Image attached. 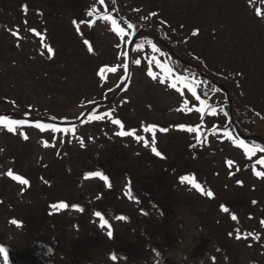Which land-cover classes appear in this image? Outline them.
Returning a JSON list of instances; mask_svg holds the SVG:
<instances>
[{
  "label": "rangeland",
  "instance_id": "obj_1",
  "mask_svg": "<svg viewBox=\"0 0 264 264\" xmlns=\"http://www.w3.org/2000/svg\"><path fill=\"white\" fill-rule=\"evenodd\" d=\"M71 1L74 5L75 0ZM90 1L95 9L93 13L97 20L96 33L102 46L101 50L105 54L121 55L124 51L121 48H124V45L120 35L114 30L111 21L101 18L109 15L110 0H105L103 5L99 0ZM131 2L140 9L144 7L145 12L162 9L165 14L176 13L188 22V30L197 27L200 30L199 36L204 38L201 44L207 45L208 42H212L210 53L217 64L226 66L224 68L228 71H238L239 79L246 82L249 97L255 99V92H258L264 98V15H257L258 10L264 13V0H131ZM13 3L15 2L7 0L0 8V50L4 49V52L0 51L2 87L24 88L22 91L32 100L29 101V109L25 105H20L18 109L28 111L30 120L52 123L48 120L52 117L80 116L77 119L65 120V127L77 125L74 130L69 131L70 139L66 137L65 131L43 133L42 130L29 126L26 131L28 139L21 140L22 128L19 132H10L7 127L0 126V232L8 230L10 241L14 243L23 244L31 238L33 229L35 231L43 217L54 211L59 212L51 206L60 202L65 203L60 200L62 198L59 191L62 184H65L69 170L74 168L76 162L83 161L87 152L91 150L103 153L113 149L121 150L123 153L125 151L124 156L130 157L132 161H138V171H149L153 179H155L153 167H159V163L164 162L165 155H168L176 167L183 163L184 176L195 177L205 192L213 193V196L209 197L201 194L187 182L175 181V193L184 196L187 225H202L204 229L213 231L221 241L222 251L217 254L215 260L211 259V263L207 264H264V223L260 221V219L264 221V196L258 197V190L260 188L262 190L263 187L256 186L259 183L264 184V178L255 174L254 167L247 169L245 162L247 163L248 155L233 142L243 139L238 137L234 130L212 132L210 129L216 126L209 122L211 107L217 108L218 104L224 106L223 95L215 90L216 92L211 93L207 99H203L197 88L182 79L178 80L174 72H169V66L154 61L149 65L147 60L141 57L135 59L137 53L130 52L135 40L129 46L126 45L135 65L131 79L126 75L124 82L121 79L125 74L118 68L115 72L111 70L112 68L105 69L99 83L97 75L93 74L92 70L77 79L56 75L59 73L47 75V72L64 71L74 76L68 66L56 68L52 67L51 63H46L39 67L38 59L35 61L33 57L36 52L33 47L36 45V39L27 40L29 30L24 27V19H21L23 24L21 37L14 34L15 28H18L19 32V26L15 25L19 24V20L17 16H12ZM61 26L64 29L59 34L61 41L56 40L57 44L71 34L67 22H61ZM30 57L37 64V69H28L34 66L30 62ZM5 58L6 60L10 58L16 63H8ZM137 60L140 61L139 64L136 63ZM29 70L41 71L47 85L44 81L29 75ZM149 72L157 79H153ZM89 82L91 90L86 86ZM173 84L176 87H173ZM10 85L12 86L9 87ZM47 86H52L55 88L53 90L57 91L58 96L54 101L50 100ZM112 86L115 88L111 90L115 91L108 94L107 99H101L110 92L107 91L108 87ZM221 86L225 88L224 85ZM190 88H195L204 104L193 96ZM223 90L227 91L226 88ZM59 91L67 95H61ZM78 101H81L79 105ZM93 101L96 105L101 104L105 107L87 118L89 110L81 105H88ZM260 102L263 106L264 100ZM107 104L109 105L106 107ZM229 106L232 113V100ZM199 108H203L204 111H197ZM8 115L5 114L6 117ZM9 117L11 120L21 119ZM114 119L123 123L124 131L135 129L137 136L148 141V146H145L144 140L137 141L131 135H117L121 128L112 122ZM150 125L157 128L155 147L161 153L160 156L152 151V133L144 131L145 127ZM180 125L198 128L199 131L181 129ZM161 128L168 131L161 132L159 131ZM260 133L264 137V125ZM229 134L232 139L229 138ZM45 142L48 146H45ZM229 161L233 162L231 166ZM9 170L27 179L29 185H22L10 178L6 175ZM255 171L264 173L257 167ZM238 181H242V184ZM251 185H255L256 188H252ZM62 187L64 190L66 186ZM242 187H245L244 197H250L247 204L236 203L238 194L242 193ZM63 197L66 199V191ZM250 204L259 208L253 215L250 213V216H245L247 206ZM222 206L227 207L229 211H223ZM232 214L236 215L237 220L232 219ZM62 215L65 216V212ZM12 220L20 222V226L11 223ZM238 236L240 238H237Z\"/></svg>",
  "mask_w": 264,
  "mask_h": 264
},
{
  "label": "trees",
  "instance_id": "obj_2",
  "mask_svg": "<svg viewBox=\"0 0 264 264\" xmlns=\"http://www.w3.org/2000/svg\"><path fill=\"white\" fill-rule=\"evenodd\" d=\"M12 1L15 2L13 3L14 15L12 16H17L16 18L19 20V24H15L19 26V32L18 28H15V32L18 33V35L16 34L15 36L21 37V26L23 25L21 24V19H24V27L29 30V37H27V40H31L30 38L36 39V45H33L36 52L33 57L35 61L38 59L39 67L44 66L46 63H51L52 67L56 68H65V66H68L72 69L71 71L74 76L64 71H56L54 73L47 72V75L59 73L56 75H60L63 78L69 76L77 79L82 74H85V72L92 70L93 74L97 75V81L99 83L102 80V73H105V71L101 73V69L118 68L125 74L121 79L122 82H124L127 77L129 79L132 77V70L135 62L127 46L135 40L133 42V49L130 50V52L137 53L135 59L141 57L146 59L149 65L154 61L169 66L170 72H174L177 77H180L183 81H186V83L197 88L200 94L202 93L203 99H207L211 93L216 92L215 90H217L220 95H223L225 105L218 104L217 108L211 107V109L214 108L216 111L215 114H213L211 110L209 113V122L216 125L215 128H210L212 132L215 130H219L220 132L234 130L236 134L238 133L242 136L250 147H264V137H262L260 133L262 125H264V105L261 106L262 104L260 101L262 99L264 100V98L258 92H255V99L249 97L246 82L239 79L238 71H228L224 68L226 66L218 65L216 59L210 53L212 42H208L207 45H202L201 42L204 38L199 36L200 30L198 35L193 36L192 33L194 30H197V27L188 30V22L183 19V17H180V15H176V13L169 14L167 12L165 14L162 9L145 12L144 7L142 9L136 7L138 5H133L131 0H115L114 3L113 0H110L111 7L108 9V14L116 21L118 19V26L123 27L126 33V35L121 38V42L124 45V48H121L124 50L123 53L113 56L111 54H105L101 50L102 46L98 42V35L96 33L97 20L94 18V13L91 17L87 15L89 11L94 10L90 0H75L74 5H72L73 1L71 0ZM25 6L27 8L26 11ZM22 13L24 14V18H22ZM151 13H156L157 15L153 16ZM90 20L95 21V23L91 26L87 23H80V30L77 31V26L74 24V21L80 22ZM64 21L67 22V28L71 31V34L69 37L62 39L60 44H57L56 40L58 42L61 41L59 34H61L62 29H64L61 26V22L65 23ZM119 21L121 22L119 23ZM128 24L134 27L129 29L127 27ZM31 29H35L36 31L33 32ZM36 33H40V35ZM85 40L91 44L92 51H89L88 45L84 43ZM153 44L159 51L153 50ZM46 46H51L54 54L49 53ZM0 51L4 52V49L1 48ZM11 52L13 53V51ZM20 53L21 52H19V54ZM6 61H8V63L15 62H12L10 58ZM30 62L33 63L34 66L28 69L38 68L31 57ZM122 65H127V67L125 68ZM28 74L40 81H44L47 85L46 78H42L43 73L41 71L29 70ZM81 80L84 81L86 79ZM2 84L3 81H0V98L2 99V104H0V116L6 117L5 114L8 113L9 115L7 118H10L9 116H15L17 117L16 119L21 118V121H25L22 125L14 126L16 132H19V129L22 128L21 140H25L24 136L27 134L26 131L29 126L37 128L35 126L37 122L46 126H54L59 129V131H65L67 132L66 137L68 139L71 138V133H69V131L74 130L77 125L65 127V120L77 119L80 115L71 118L62 116L56 118L52 117L48 119L51 120L52 123L30 120V113L28 111H19L18 108L20 105H25L26 107L28 106L29 109V101L32 100V98L22 91L24 88L15 89L10 85L9 87H12L6 89L2 87ZM220 85H224L227 91L223 90ZM86 86L89 90L92 89L90 88V82L87 83ZM47 87L49 95L51 96L50 100L54 101L58 96L56 95L57 91H54L53 89L55 88L52 86ZM56 88L58 87L56 86ZM108 88L109 89H106L107 91L110 90V92L105 96L103 95L104 97H101V99H107L109 96L108 94L115 91L114 89L111 90L115 88L113 86ZM59 94L64 96L67 95L63 91ZM229 99L232 100V113L230 112ZM80 102H77L78 105ZM112 103L110 102V104ZM108 105L109 104H107L106 107ZM81 106L89 110L86 115L87 118L105 107L101 104L96 105L95 101L89 102L88 105L83 104ZM225 113H227V115H225ZM38 129L41 131L40 128ZM42 131L43 133L46 131L51 133L55 132L51 130V127H47ZM261 156L264 157V152L257 151L251 158L248 156L246 160L247 163L245 162L247 169H251L255 166L264 171V165L257 163ZM256 186L263 187L262 190L261 188L258 190V197L264 196V184L259 183L256 184ZM251 187L256 188L255 185H251ZM244 188L245 187H242L241 189V195L238 194L236 203H248L250 197H244ZM244 199H246V201ZM254 199L255 198H253V200ZM247 207L245 216H250V213L253 215L259 208L256 205L254 206V204H250ZM247 220H249V218ZM260 221L262 222L263 219H260Z\"/></svg>",
  "mask_w": 264,
  "mask_h": 264
},
{
  "label": "flooded vegetation",
  "instance_id": "obj_3",
  "mask_svg": "<svg viewBox=\"0 0 264 264\" xmlns=\"http://www.w3.org/2000/svg\"><path fill=\"white\" fill-rule=\"evenodd\" d=\"M6 1L0 0V8ZM124 154L117 149L87 152L62 184L66 199L62 186L59 191L60 200L69 207L43 217L23 244L11 242L8 230L0 232V246L24 250L44 243L52 249L53 264H207L215 260L222 251L220 239L202 225H187L184 196L174 190L175 181L184 177L183 163L176 167L165 155L164 162L153 167V179L149 171H138L137 160ZM95 172L108 181L88 176ZM129 188L132 199L126 195ZM97 212L111 225V238L108 228L100 227ZM120 216L127 219H117ZM0 262L10 264L2 253Z\"/></svg>",
  "mask_w": 264,
  "mask_h": 264
},
{
  "label": "snow or ice",
  "instance_id": "obj_4",
  "mask_svg": "<svg viewBox=\"0 0 264 264\" xmlns=\"http://www.w3.org/2000/svg\"><path fill=\"white\" fill-rule=\"evenodd\" d=\"M114 2H115V0H113V3H114ZM99 3H100L101 5H103V4L105 3V0H99ZM26 10H27V8H26V6H25V11H26ZM93 11H95V9H94ZM93 11H89V12L87 13V15L91 17V16L93 15ZM151 15L155 16V15H157V14H156V13H151ZM257 15H264V13H261V12L258 10V11H257ZM101 18L104 19V20H109V21H111L114 30L118 32V34L121 36V38H123V37L126 35V33H125V29H124L123 27H119V26H118V22H117L114 18H112V17L109 16V15H105V16H103V17H101ZM80 23H87L89 26H91L92 24L95 23V21H93V20H90V21H80V22H76V21H74V24H76V26H77V31L80 30V29H79V25H80ZM162 23H163V21H162ZM127 27H128L129 29H131V28H133L134 26L131 25V24H128ZM31 31L35 32L36 30H35V29H31ZM14 34H17V35H18V33H14ZM36 34H37V35H40V33H36ZM81 34H82V33H81ZM198 34H199V30H198V29H197V30H194L193 33H192L193 36L198 35ZM84 43H85L86 45H88V47H89V51H92L91 44H90L87 40H85ZM46 47H47V51H48L49 53H53V54H54V51H53V49L51 48V46H46ZM118 47H119V45H118ZM152 48H153L154 51H159V49H157L156 46H155L154 44L152 45ZM136 63L139 64L140 61L137 60ZM122 66L125 67V68L127 67V65H122ZM111 70H112L113 72H115V71H116V68H112ZM103 71H104V69H101V73H102ZM168 71L170 72V69H169ZM148 74H149L150 76H152L153 79H157V77H156L155 75H153L152 72H149ZM177 79L179 80V79H181V78H180V77H177ZM161 82H163V81H161ZM172 86H173V87H176L175 84H173ZM190 90L192 91L193 96H195L196 99L199 100L201 104H204V103H205L203 100L200 99V96L197 95L195 88H190ZM197 111H204V109H203V108H199V109H197ZM211 111H212L213 114H215V111H216V110L213 108V109H211ZM109 115H110V114H109ZM225 115H227V113H225ZM93 118H97V119H99V118H101V117H93ZM112 122L115 123V124H117V125H119L120 128H121V131L118 132L117 135H121V136L131 135V136H133L135 139H137V141L144 140L145 146H148V141L145 140L144 137L137 136V135H136V130H135V129H132V130H130V131H124V130H123V129H124V125H123V123H122L120 120H118V119H114ZM24 123H25V121H21V120H11V119H9V118H7V117L0 116V126H5V127H7L8 131H10V132H14V131L16 130L14 126L22 125V124H24ZM35 126H36L37 128H40L41 130H45L47 127H51V130H52V131H59V129L55 128L54 126H46V125H44V124H42V123H40V122H37ZM179 127H180L181 129H186V130H188V131H196V132L199 131L198 128H190V127H186V126H184V125H180ZM144 131H146V132L150 131V132L152 133V145H153V146H152V151H153L156 155L160 156L161 153H159V152L157 151L156 147H155V133H156V131H157L156 126H154V125L147 126V127H145ZM159 131H161V132H167L168 129H166V128H161V129H159ZM229 138L232 139V137H231L230 134H229ZM24 139H25V140L28 139L27 135L24 136ZM233 142L236 143L238 147L242 148V149L244 150L245 154L249 156V158H251L252 155H254L257 151H259V152H264V147H258V146H251V147H250V146H249L245 141H243V140H239V141L233 140ZM45 146H48V145H47V142H45ZM228 163H229V165L231 166V164H232L233 162H232V161H229ZM257 163L260 164V165H264V157L260 158V159L257 161ZM253 167H254V172H255V174H256L258 177H260V178H264V173H262V172H260V171H255V166H253ZM6 175H8V176H9L10 178H12L13 180L18 181V182H19L20 184H22V185H29V181H28L27 179L23 178V177L20 176V175L14 174L12 170H9V171L6 173ZM88 176H95V177H99L100 179L104 180L105 182L108 181V178H107L106 176H104V175H103L102 173H100V172L89 173ZM181 182H182V183H183V182H187V183H189V184H190L192 187H194L196 190L200 191L201 194H205V195H207V196H209V197H212V196H213V193H212L211 191H207V192H205V190H204V188L201 186V184H199L198 182H196L195 177H189V176L181 177ZM238 183H241V184H242V181H238ZM109 186H110V185H109ZM126 195L129 196V199H132V198H133V197L131 196V189H130V188H129L128 192H126ZM51 207H52L53 209L60 210V209H66V208H68L69 205H67V204L64 203V202H60L59 204H54V205H52ZM72 207L77 208V210H79V211H81V212L83 211V208H79V207L76 206V205H73ZM222 208H223V211H225V212H228V211H229V209H228L227 207L222 206ZM95 215H96L97 217H99V219H100V227H101V228H104V227H107V228H108V232H107V234H108V236L111 238L112 235H113L112 230H111V225L108 223V221L104 218V216H103L101 213L97 212ZM117 219L125 220V219H127V218H126V217H123V216H120V217H117ZM232 219H233V220H237V217H236L235 214H232ZM11 223H13V224H17V226H20V222H18V221H16V220H12ZM262 223H264V221H262ZM230 235H231V234H230ZM237 238H240V237L238 236ZM0 253L4 254L5 259H7V251H6V249H4L2 246H0ZM112 259H113V260H116L117 257H116L115 255H113V256H112Z\"/></svg>",
  "mask_w": 264,
  "mask_h": 264
},
{
  "label": "water",
  "instance_id": "obj_5",
  "mask_svg": "<svg viewBox=\"0 0 264 264\" xmlns=\"http://www.w3.org/2000/svg\"><path fill=\"white\" fill-rule=\"evenodd\" d=\"M221 88L225 89L222 86ZM229 102L231 103V99ZM3 248L7 251V259L10 264H53L52 249L44 243H33L24 250H13L8 246H3Z\"/></svg>",
  "mask_w": 264,
  "mask_h": 264
}]
</instances>
